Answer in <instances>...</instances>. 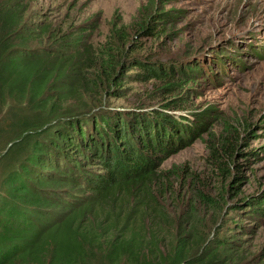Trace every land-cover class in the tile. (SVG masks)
Returning <instances> with one entry per match:
<instances>
[{
    "label": "trees",
    "instance_id": "obj_1",
    "mask_svg": "<svg viewBox=\"0 0 264 264\" xmlns=\"http://www.w3.org/2000/svg\"><path fill=\"white\" fill-rule=\"evenodd\" d=\"M29 9V0H0V134H15L4 158L16 166L0 196V264H234L233 244L205 239L195 208L178 217L164 210L175 170L159 168L173 137L189 130L165 112L171 103L153 122L107 106L126 96L129 74L118 83L119 65L170 88L175 71L159 61L123 64L131 36L120 22L95 45L92 22L53 30L26 20ZM158 25L149 17L139 29L158 36ZM233 138L223 142L227 159ZM196 195L217 209L203 191Z\"/></svg>",
    "mask_w": 264,
    "mask_h": 264
},
{
    "label": "rangeland",
    "instance_id": "obj_2",
    "mask_svg": "<svg viewBox=\"0 0 264 264\" xmlns=\"http://www.w3.org/2000/svg\"><path fill=\"white\" fill-rule=\"evenodd\" d=\"M29 1L26 20L43 21L53 30L92 22L95 45L120 22L131 36L123 64L159 61L175 71L170 88V83L138 81L132 76L142 71L125 73L119 65L114 72L120 76L118 83L121 74H129L122 83L126 96L109 99L107 106L153 122L156 110L171 103L165 112L189 130L173 137L176 147L159 168L175 170L174 192L164 210L178 217L195 208L204 220L205 239L218 237L233 244L239 255L234 264H264V216L256 211L264 209V0ZM149 17L163 29L158 36L139 29ZM201 118L203 124L196 127ZM232 134L236 147L227 159L222 147ZM14 135L0 134V196L8 194L5 181L16 169L4 158ZM223 163L225 170H219L217 164ZM198 191L218 202L217 209L203 204ZM256 199L258 205L248 203Z\"/></svg>",
    "mask_w": 264,
    "mask_h": 264
}]
</instances>
